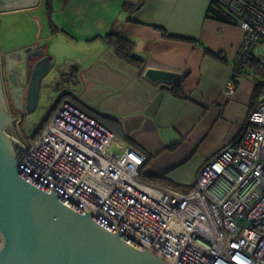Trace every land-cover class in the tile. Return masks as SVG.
<instances>
[{
  "label": "crops",
  "instance_id": "obj_1",
  "mask_svg": "<svg viewBox=\"0 0 264 264\" xmlns=\"http://www.w3.org/2000/svg\"><path fill=\"white\" fill-rule=\"evenodd\" d=\"M44 1L61 48L57 54L78 69L69 72L71 86L64 92L72 95L64 103H77L124 147L142 151L147 163L140 174L147 182L163 178L195 187L202 166L238 142L248 116L264 100H254L251 76H241L234 94H225L244 35L208 17L211 0H39L0 17L37 11ZM113 34L135 44L143 69L118 57L106 41ZM147 67L181 73V95L174 85L146 81Z\"/></svg>",
  "mask_w": 264,
  "mask_h": 264
},
{
  "label": "built area",
  "instance_id": "obj_2",
  "mask_svg": "<svg viewBox=\"0 0 264 264\" xmlns=\"http://www.w3.org/2000/svg\"><path fill=\"white\" fill-rule=\"evenodd\" d=\"M244 35L232 96L264 43V0H211ZM86 112V111H85ZM65 102L42 134L26 141L20 168L51 191L169 264H264V100L245 133L205 163L190 192L142 178V152ZM116 145V146H115Z\"/></svg>",
  "mask_w": 264,
  "mask_h": 264
},
{
  "label": "water",
  "instance_id": "obj_3",
  "mask_svg": "<svg viewBox=\"0 0 264 264\" xmlns=\"http://www.w3.org/2000/svg\"><path fill=\"white\" fill-rule=\"evenodd\" d=\"M38 1L0 0V13L35 6ZM44 51L39 47L22 53V60L14 64L13 74L18 77L13 93L27 116L38 109L43 84H51L49 76L57 67L56 59ZM1 59L0 48V264H169L20 168L26 148L8 128L16 120L6 108ZM23 77L25 84H19ZM143 77L153 85L169 87L183 75L147 67Z\"/></svg>",
  "mask_w": 264,
  "mask_h": 264
},
{
  "label": "rangeland",
  "instance_id": "obj_4",
  "mask_svg": "<svg viewBox=\"0 0 264 264\" xmlns=\"http://www.w3.org/2000/svg\"><path fill=\"white\" fill-rule=\"evenodd\" d=\"M51 29V22L48 16V9L46 7L45 1L37 11H23V13L11 12L10 14H1L0 17V48L3 54L2 56H10L12 59H20L22 58V53L32 52L37 50L40 46L42 49L44 48V53L46 55L49 54L57 58V67L49 76L50 79L53 77L50 81L51 84H48L47 81V83L44 81L45 83L43 84L42 90L40 92L41 96L37 106L38 109L33 114L27 116V119L30 117L32 121V127L26 131L27 134L23 133V138L21 135H18V138H21L20 143L25 148H27L26 141L28 140L26 138L34 135L39 130V134L36 133V135H38L33 138V140H36V138L42 134L43 129H45V127L48 125L47 124L43 127L44 123L47 120L52 119L51 117H53V115H55L58 110L61 109L64 101L58 105L57 101L64 95V91H66L67 88L70 90L69 86H71V82L69 80L71 78L68 76L69 72H71V75L73 76L72 72L75 73L78 71L76 68L74 71L70 67L68 68V61L65 60L67 62L66 64L63 61L61 55L59 56L57 54L61 51V48L55 44L56 36H52L53 33ZM48 41H53V43L47 44ZM49 45H51V47H49ZM255 56L264 60V46H257ZM21 70L26 74L24 66H21ZM25 78L26 77L22 78L21 83L25 84ZM251 78L258 79V81L264 83V80L259 76H251ZM74 105L76 107L78 106L85 112V109L79 106L77 103ZM19 128H21V126H19L18 129ZM122 142L123 141L121 139L120 143L118 144L119 149L117 151H119L120 154L124 148V144H122Z\"/></svg>",
  "mask_w": 264,
  "mask_h": 264
},
{
  "label": "trees",
  "instance_id": "obj_5",
  "mask_svg": "<svg viewBox=\"0 0 264 264\" xmlns=\"http://www.w3.org/2000/svg\"><path fill=\"white\" fill-rule=\"evenodd\" d=\"M135 9V7L132 8H127L128 11H133ZM208 17L215 20L216 22H220L223 24H227L233 25V19L234 16L227 12L226 10H224L222 7L217 6L214 7L213 4H211V6L208 9ZM109 45L114 47L115 53L118 55V57L121 60L126 61L129 65L132 66H136L139 69H143L144 65L143 62L138 59V57L135 55L134 53V48H135V44L132 43L131 41H129L128 39H126L125 37H121L119 35H109L108 39L106 40ZM249 62L245 65L244 70L242 71V75L241 76H259L264 80V60L258 58L257 56H252L251 58H249ZM241 76L239 78H241ZM238 80H236V84H238ZM256 81V87L253 93V98L254 100H258L259 98H263L264 97V83L258 81V79H255ZM182 84L183 82H178L173 86V91L178 94L181 95L180 90L182 89ZM71 93L68 92H64V95L61 97V100L57 102V105L62 103V101H64V98H66V96H70ZM72 95V94H71ZM55 109V108H54ZM52 118V117H51ZM50 120H47L43 127L46 126ZM151 183H155L156 185H160L164 188H170L172 190H178L180 192H190L192 189H194V187H190V188H184L181 186H176L173 185V183H171L170 181H168L167 179H163V178H151L148 180Z\"/></svg>",
  "mask_w": 264,
  "mask_h": 264
},
{
  "label": "flooded vegetation",
  "instance_id": "obj_6",
  "mask_svg": "<svg viewBox=\"0 0 264 264\" xmlns=\"http://www.w3.org/2000/svg\"><path fill=\"white\" fill-rule=\"evenodd\" d=\"M3 55V54H2ZM2 62H1V72H2V84L4 86V94L6 96V108H8L10 115L12 118L16 120V122L13 124V126H10V130L14 132V136L21 135L23 138V133L27 134V130L32 127L31 119H27V115L22 111L20 108V102H17V97L15 99L13 90L15 89V85L13 84V81L18 77V74H13L15 69V63L21 61L22 59L16 58V59H7L6 56H2ZM10 69V70H9ZM19 84H22L21 81L18 82ZM21 126V128L18 129V127ZM18 129V130H17ZM38 132H40L38 130ZM36 132V133H38ZM36 133L30 137H27L26 139L29 140V138L36 137ZM21 138H19L20 140ZM25 139V140H26Z\"/></svg>",
  "mask_w": 264,
  "mask_h": 264
}]
</instances>
